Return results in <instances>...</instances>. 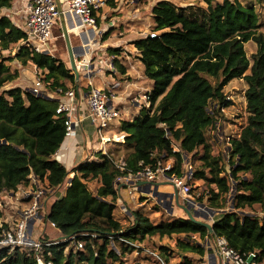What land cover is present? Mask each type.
Instances as JSON below:
<instances>
[{"label": "trees", "instance_id": "1", "mask_svg": "<svg viewBox=\"0 0 264 264\" xmlns=\"http://www.w3.org/2000/svg\"><path fill=\"white\" fill-rule=\"evenodd\" d=\"M201 1L204 4L180 6L171 0H159L152 8L156 35L148 34L133 41L145 75L153 84L149 91L150 107L142 108L147 110L143 117L125 119L121 112L118 126L126 132L122 145L129 151L118 159L116 152L101 153L99 159L85 160L69 170L54 158L67 138L66 117L57 112L59 98L54 95H59V88H76V75L66 61L49 52L37 53L22 47L14 58L23 65L31 62L37 66L45 92L37 95L30 88L20 86L5 89L18 78L19 72L11 70L7 64L9 59L2 52L18 44L25 34L11 17L2 14L12 6L13 0H0V193L15 194L21 187L26 191L38 184L50 196L74 171L72 185L53 202L44 221L56 224L52 230L57 235L88 233L79 236L84 241L82 249L70 242L43 247L41 255L45 261L51 260L53 264H107L109 259L122 262V254L133 250L135 241L176 234L179 264L202 261L207 252L203 241L216 236H225L241 253L257 251L264 262V221L261 220L264 213V32L260 30V17L253 5H243L239 0ZM249 41L257 45L251 58L245 49ZM108 51L117 56L121 53L119 47L111 46ZM113 61L120 73H126L118 57ZM237 78H243L247 84L248 115L239 136L230 141L228 172L223 158L212 153L209 130L217 127L222 106L230 105L224 87ZM190 155H200L195 180L203 179L218 189H212L208 198L210 205L221 211L212 223L213 231L189 216L155 223L136 210L131 213L135 220L132 226H124L116 218L120 196L115 188L117 177L170 159L174 160V166L168 172L180 174ZM88 180L99 183L95 192L88 187ZM230 195L233 208L227 210ZM203 199V195L197 198ZM23 200L28 204L32 196L24 195ZM256 206L260 215L254 213ZM0 222L1 239L3 230L13 225L4 218L1 206ZM52 237L48 232L43 235L45 240ZM116 239H120L118 247L112 242ZM174 253L175 249L167 245L159 247L166 264ZM145 256L161 264L157 257L147 253ZM36 262L35 254L27 249L0 251V264Z\"/></svg>", "mask_w": 264, "mask_h": 264}, {"label": "rangeland", "instance_id": "2", "mask_svg": "<svg viewBox=\"0 0 264 264\" xmlns=\"http://www.w3.org/2000/svg\"><path fill=\"white\" fill-rule=\"evenodd\" d=\"M159 0H113L107 1L106 5L103 6L99 12L97 26L100 29V34L97 37L96 34L91 35L90 37H97V42L101 39V45L99 48L94 45V52L87 53L86 48L83 46L88 40L89 37L84 36L82 41L80 33L85 30L84 28H75L69 31L70 41L72 45L77 48L81 47V50L77 51L78 61L83 63H87L94 66L102 67L101 58L106 59L107 57L112 56L111 52L108 51L109 47H118L120 39L124 38H137L144 37L152 32H157L153 30L154 20L152 16V8ZM175 2L177 5L186 6L189 4H204L201 0H171ZM222 0H215V2H221ZM243 5L249 6L253 5L260 17V30L264 32V0H239ZM7 10H3L2 14H4ZM15 14H17L15 12ZM13 15V14H12ZM14 16V19H17L19 24H22L24 20V16ZM61 18H56L55 24L53 25V38L48 43V48L51 49V55L66 61V63L71 67L68 47L66 44V39L64 35L63 25L60 23ZM82 41V45H79ZM96 43V42H94ZM93 43V44H94ZM132 45V42H129ZM131 47V46H130ZM120 52H126L131 54L133 58H138L136 52L132 50H128L126 46H121ZM134 47H132L133 49ZM245 49L247 55L251 58L252 54L256 51L257 45L254 41H249L245 43ZM18 50V45L15 44L10 50H5L2 53L9 60L7 64L10 65L11 70L18 71L19 76L16 81H12L8 83L4 88L9 89L18 85H28V88H32L35 85V77L39 74L37 73L35 66L29 62L27 65H23L18 59L14 58ZM132 51V52H131ZM89 54V55H88ZM91 57V58H90ZM89 67H78L77 70L87 69L86 71H93L92 66ZM105 67V66H104ZM72 70V69H71ZM28 71L34 72V77L31 78L27 73ZM249 72V70L247 71ZM209 79L214 82L212 78ZM142 87L150 88L151 80L148 78L140 79ZM26 88V87H24ZM247 88V84L243 78H237L231 80L225 87L224 93L227 95L226 99L230 101V105L225 107V110H221L218 113V123L217 127H213L209 130V140L213 144L212 153L215 155H219L223 158V162L226 164V169L230 172V164L229 161V147L231 139L238 137L242 127L246 124L247 120V111H246V96L245 90ZM142 90V89H141ZM143 91V90H142ZM147 92V91H146ZM149 93V92H148ZM143 94V93H142ZM139 96V95H138ZM144 97V94H143ZM142 98V101L145 102L146 97ZM148 99V98H147ZM133 113L136 116H139V112L136 114V109H127L126 113ZM125 113V114H126ZM147 113V110H141L140 115L143 117ZM115 122L111 123L113 126ZM112 143H109L108 149L111 148ZM117 159L118 157L124 156L128 151V147L123 144H117L116 148ZM103 151V150H102ZM111 151V150H110ZM202 148L199 149V153H202ZM97 157L101 156V153L98 152L95 154ZM190 161L192 163L193 168L196 170L198 165H200V160L198 156L190 155ZM71 173V172H70ZM88 187L92 191L97 190V186L99 183L96 180H88ZM169 187H172L169 184ZM119 188V187H118ZM214 189L218 191L217 186L215 184H208L203 179H197L192 182V198L195 201V204L191 206V212L197 216V218L208 221L212 224L213 219L219 217L220 210L212 207L209 202V197L211 196V190ZM130 189L122 185L120 186L118 193L119 199L117 200V207L115 209V216L118 220H120L124 226H132L135 223V220L132 216V212L139 210L145 216L150 217V219L155 223H160L162 221H166L168 219H178V218H187L188 214L184 209H182L175 201H173L174 197H160L159 190L157 188L156 192H152L151 194H130ZM25 190L21 187L15 194L9 192L0 193V206L4 210V218L6 220L11 221L13 224L15 223V219L19 216L18 209L22 206L27 205L24 203L23 196L25 194ZM171 193H174V188L172 187L170 190ZM64 193V191H63ZM61 191L57 193V195H53L49 201V209L53 202L59 197V195L63 194ZM203 195L204 199L202 201L197 200L199 196ZM232 195L229 196L227 201V210L232 209ZM180 202L186 205L187 202L183 200L180 195ZM30 202L28 203V205ZM27 205V206H28ZM257 207V211L254 212L260 215L259 207ZM264 221V216L261 219ZM48 233L50 236H56L58 232L52 230L48 227ZM39 233V232H37ZM47 233V232H46ZM178 235L173 234L171 236L165 237H153L150 239H145L144 241H135L132 245L133 250H129L124 255L122 254L123 261H112L108 260L107 264H159L158 261H155L152 258L145 256L144 248L153 249L159 252V247L161 245H167L172 249H175V253L169 258L167 264H179L180 257L176 253V238ZM120 239L113 240L112 242L115 246L118 247V242ZM203 244L206 245L208 250V245L203 241ZM114 246V247H115Z\"/></svg>", "mask_w": 264, "mask_h": 264}, {"label": "built area", "instance_id": "3", "mask_svg": "<svg viewBox=\"0 0 264 264\" xmlns=\"http://www.w3.org/2000/svg\"><path fill=\"white\" fill-rule=\"evenodd\" d=\"M107 1L110 0H64L61 2L59 0H28L24 20L22 24H19L25 36L17 44L18 49L28 47L37 53H50L51 49L48 48V43L54 36L53 25L55 24L56 18L63 15L72 25L73 29H85L82 32L86 37H89V40L83 46L86 48L87 53L94 52V45L97 43V37L100 34V29L97 26L99 12L106 5ZM93 34H96L97 37L91 38L90 36ZM150 35L153 37L156 35V32H152ZM115 57L116 55L112 54V56L106 59L101 58V62L110 72H114L116 69L113 61ZM75 61L77 68L81 66L89 67L91 65L88 66L87 63L81 64L82 62L78 61L77 50ZM34 66L37 71V66ZM30 89L37 95L44 94L45 86L40 76H36L35 85ZM57 92L59 94L57 112L66 117V137L69 138L74 133L73 110L76 91L72 88L67 90L59 88ZM115 97L116 95L111 88H102L93 83H89V90L86 95L88 114L94 123L100 148L106 154H108L106 147L109 143H124L126 138L124 131H112L113 126H111V123L115 122V124H119L121 121L119 106L114 104ZM144 97H146L147 107H150V94L146 92ZM136 101L138 102L139 100L136 98ZM225 107L223 105L222 110H225ZM174 149H177V146ZM173 166L174 160L170 159L157 164L155 167L147 165L141 167L136 172L128 171L117 177L115 188L118 191L120 186L125 185L130 189V194H134L136 191L142 194H151L152 192H156L153 185L156 181L166 180L178 189L179 195H181L187 204H195L191 196L192 182L195 181V169L191 161L186 157L182 173L180 174L168 172ZM120 168L125 169L122 165H120ZM72 178L73 175L67 179L66 183L54 195H57L61 190L65 191L69 188L72 185ZM25 194L31 195L32 200L29 205L27 204L28 206L25 205L18 209L19 216L15 219L12 227L3 230V235L0 239V251L3 248H9L11 251H14L16 248H19L21 251L27 249L29 253L35 254L37 259L36 264H53L51 260L47 262L43 259L41 255L43 247L62 242H70L76 244L80 249L84 248V241L79 239V236L88 235V233L57 235L48 240L43 239V235L47 232L48 227L52 229L56 226L54 222L45 223L44 221V216L49 211L46 189L37 184L35 189L30 188L26 190ZM261 215L263 217L264 213ZM0 223L2 224V222ZM193 238L198 239V236L193 235ZM206 243L213 245L215 253L211 256L209 255L206 260H202L198 264H264L259 259L257 251L241 253L229 244L225 236H216L213 240H206ZM143 251L157 257L161 264H166L165 260L156 250L144 248Z\"/></svg>", "mask_w": 264, "mask_h": 264}, {"label": "crops", "instance_id": "4", "mask_svg": "<svg viewBox=\"0 0 264 264\" xmlns=\"http://www.w3.org/2000/svg\"><path fill=\"white\" fill-rule=\"evenodd\" d=\"M59 1L61 2L64 0H59ZM27 2L28 0H13L12 6L9 8H5V10L7 11L4 14L11 17V19L17 26H19V22H17L16 18L14 19L13 15L15 16L18 15L21 17L24 16L26 12ZM15 12L17 14H15ZM60 18H61L60 23H62V19H64L67 25V28H68V32L73 29L72 25L67 21V19H65L63 15H61ZM80 35L83 41L85 34L81 32ZM138 38L140 37L120 39L118 44H116V46L118 47H121L123 45L126 46L128 50H132L133 52H136L137 54L136 56L138 57L134 59L131 54H128L123 51L118 56L116 55V57H118L121 63L126 67V73L124 74L120 73L117 70V68L115 69L114 72H110L106 67H104L103 63H102L103 65L101 68H99L98 66L93 67V65H91L92 66L91 68H93V71L88 72L86 71L87 69H83V70L78 71L79 72L78 75H76V72H73L72 70V73L76 75V79L78 81V86L76 88L72 87V89H75L76 91V99H75L74 110H73L74 133L71 137L65 139L63 145L54 155V158L59 160L69 170H72L76 165H78L79 163L85 160L99 159L100 157H97L95 155L98 152L106 154L100 148V143H99V140L97 138V135L94 129V123L88 114V108L86 104V95L89 90V83H93L102 88H111L116 95L114 99V104L119 106V109L123 113V117L125 119L131 120L137 117L132 112L129 113L128 111V113H126L125 110L131 109L132 111V109L134 108L136 109V114L137 112H139V115H140V111L142 110V108L144 106H147L146 105L147 102L146 101L143 102L142 98L140 97H143V94H145L146 91L148 92L151 91L153 82L151 80L150 88L148 87L145 88L141 86L140 79H144V78L146 79L148 77L145 75L144 65L139 58L140 53L133 43V41L137 40ZM82 41L80 42L79 45H82ZM129 42H132V45H130ZM74 45H77V44H74ZM95 45L97 48H99V46L101 45V39ZM132 47L134 48L132 49ZM78 50L80 51L81 47L77 48V51ZM68 56L70 59V55ZM27 74L31 76V78L34 77V72L32 71H28ZM18 86L22 88L24 87L28 88V85H25V86L18 85ZM54 96H58V95H54ZM136 98L139 100L138 102L136 101ZM112 128H113L112 131L114 132L123 131L118 126V124H114ZM108 145L106 147L108 154L111 152H116L115 148L117 144H112L110 149H108L109 148ZM119 145H122V143H119ZM75 174L76 172L72 171L69 175V178H71V175H73L74 177ZM169 184L171 183L166 180H160V181H156L153 185L156 190L158 188L159 190L158 193L159 195H161L160 197H170V193H171L170 190L173 187V185L171 184L172 187H169ZM61 192H63V190H61ZM134 193L142 194L141 192H137V191ZM53 195L48 196V200H47L48 205L51 199L50 197ZM60 196L61 194L59 195V197ZM173 199H174L173 201H175V198ZM206 240H205V243H206ZM208 248L209 250H207L205 256L203 257V260H206L209 257V255L211 256L213 255V253H215V249L213 245H208Z\"/></svg>", "mask_w": 264, "mask_h": 264}, {"label": "water", "instance_id": "5", "mask_svg": "<svg viewBox=\"0 0 264 264\" xmlns=\"http://www.w3.org/2000/svg\"><path fill=\"white\" fill-rule=\"evenodd\" d=\"M62 25H63L62 28L64 30V35H65V39H66V44H67V47H68V52H69V55H70L71 69L74 70V72H76V75H78L79 72L77 70L76 61H75V56H76V50L77 49H76V47L74 45H72V43L70 41L68 28H67V25H66L64 19H62ZM170 196L175 198V202L177 203V205H179L182 209H184L186 211V213L192 219V221L202 223V224L206 225L210 229V231H213V225L210 222L204 221V220H201V219L197 218V216H195L191 212L190 208L194 204L186 205V204L180 202V195H179V192H178L177 188L174 187V193H170Z\"/></svg>", "mask_w": 264, "mask_h": 264}]
</instances>
